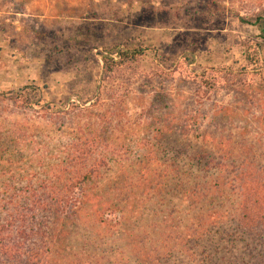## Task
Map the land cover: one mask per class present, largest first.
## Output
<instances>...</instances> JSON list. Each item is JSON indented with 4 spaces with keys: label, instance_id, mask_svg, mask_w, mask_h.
I'll return each mask as SVG.
<instances>
[{
    "label": "rangeland",
    "instance_id": "rangeland-1",
    "mask_svg": "<svg viewBox=\"0 0 264 264\" xmlns=\"http://www.w3.org/2000/svg\"><path fill=\"white\" fill-rule=\"evenodd\" d=\"M263 7L0 0V178L53 179L82 149L97 173L86 189L112 223L124 216L123 235L71 225L66 255L138 264L136 247L154 255L166 239H190L193 213L182 193L202 182L210 163L223 157L264 168V41L236 18ZM114 48L145 52L105 75L102 56ZM74 162L73 172L84 170ZM159 255V264H195L191 250Z\"/></svg>",
    "mask_w": 264,
    "mask_h": 264
},
{
    "label": "trees",
    "instance_id": "trees-1",
    "mask_svg": "<svg viewBox=\"0 0 264 264\" xmlns=\"http://www.w3.org/2000/svg\"><path fill=\"white\" fill-rule=\"evenodd\" d=\"M236 18L242 25L255 27L264 41V7L253 16ZM144 52L139 48L111 49L102 56L105 75L134 62ZM186 57L191 62L192 56ZM224 145L220 140L219 147ZM74 153V159L58 165L53 179L31 177L23 184L24 178L11 177L6 182L0 178V264H91L90 256L66 255L63 247L70 249L65 244L71 225L87 224L89 229L108 226L123 235L124 216L112 223L110 214L97 204L101 198L86 189L97 176L94 164L88 162L89 152L75 149ZM75 160L84 170L73 172ZM224 160L219 157L221 163H210L202 182L182 193L188 196L193 213L190 239L185 243L184 238L166 239L154 255L136 247L138 264H159L154 256H172L177 249L191 250L195 264H264V168L244 162L225 164ZM218 200L224 203L214 204ZM229 222L234 225L231 232L212 231ZM127 248L134 253L131 244ZM116 258L125 261L122 255Z\"/></svg>",
    "mask_w": 264,
    "mask_h": 264
}]
</instances>
